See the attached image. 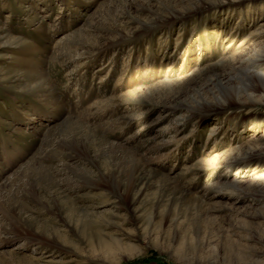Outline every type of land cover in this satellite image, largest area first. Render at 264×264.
I'll use <instances>...</instances> for the list:
<instances>
[{
  "label": "rangeland",
  "instance_id": "374dc122",
  "mask_svg": "<svg viewBox=\"0 0 264 264\" xmlns=\"http://www.w3.org/2000/svg\"><path fill=\"white\" fill-rule=\"evenodd\" d=\"M263 2L0 0V264H264Z\"/></svg>",
  "mask_w": 264,
  "mask_h": 264
},
{
  "label": "bare ground",
  "instance_id": "6f19581e",
  "mask_svg": "<svg viewBox=\"0 0 264 264\" xmlns=\"http://www.w3.org/2000/svg\"><path fill=\"white\" fill-rule=\"evenodd\" d=\"M231 11L234 13V14H237V13H240L241 12V9H231ZM264 11V2L262 4H260L258 7H255V8H247L246 9V12H247V16H251V15H255L257 12H262ZM258 55V59L256 60L257 62V67L259 69H263L264 70V47L262 49H260L257 53ZM235 183V182H234ZM236 184V183H235ZM60 208V211L62 214H64V216H66L68 219H71L72 216H74V208H76L75 206L73 205H60L59 206ZM80 218V217H79ZM75 220V218H74ZM78 221V220H77ZM83 222V221H82ZM38 229H39V232L43 233L45 236H48V235H56L57 236V232L56 231H52V232H47V224H39L38 225ZM53 228V227H52ZM61 234V233H60ZM62 235V234H61ZM55 236V237H56ZM61 238V237H59ZM65 238H62V240H64ZM257 242L261 243L262 245H264V238L263 237H257Z\"/></svg>",
  "mask_w": 264,
  "mask_h": 264
}]
</instances>
